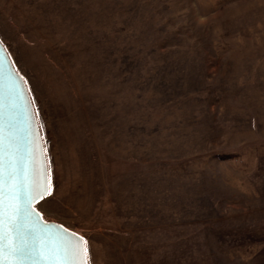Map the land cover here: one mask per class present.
<instances>
[{
	"label": "rangeland",
	"instance_id": "obj_1",
	"mask_svg": "<svg viewBox=\"0 0 264 264\" xmlns=\"http://www.w3.org/2000/svg\"><path fill=\"white\" fill-rule=\"evenodd\" d=\"M0 41L87 264H264V0H0Z\"/></svg>",
	"mask_w": 264,
	"mask_h": 264
},
{
	"label": "water",
	"instance_id": "obj_2",
	"mask_svg": "<svg viewBox=\"0 0 264 264\" xmlns=\"http://www.w3.org/2000/svg\"><path fill=\"white\" fill-rule=\"evenodd\" d=\"M48 190L33 104L0 41V264H87L82 236L34 207Z\"/></svg>",
	"mask_w": 264,
	"mask_h": 264
}]
</instances>
